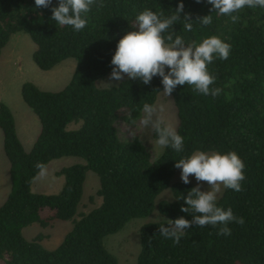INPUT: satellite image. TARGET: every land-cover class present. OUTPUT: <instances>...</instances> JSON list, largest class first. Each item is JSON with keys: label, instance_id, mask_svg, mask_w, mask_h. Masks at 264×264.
I'll use <instances>...</instances> for the list:
<instances>
[{"label": "trees", "instance_id": "trees-1", "mask_svg": "<svg viewBox=\"0 0 264 264\" xmlns=\"http://www.w3.org/2000/svg\"><path fill=\"white\" fill-rule=\"evenodd\" d=\"M34 9V0H0V56L14 33H27L36 44L33 60L50 70L67 58L76 61L69 82L58 91L41 89L33 82L21 86V96L39 119L40 131L29 151L21 143L14 115L0 100V129L9 161L11 190L0 205V264H117V257L104 245V238L121 230L131 219L146 217L155 208L157 196L170 187L172 200H161L158 211L169 221L184 217L190 226L180 242L173 244L159 235L160 220L140 229L137 264H264V9L243 8L233 23L217 16L205 0H183V10L162 35H179L186 47L208 36H218L230 45L226 60L214 58L207 65L218 87L216 97L178 85L171 93L176 110V130L184 137V151L163 149L153 159L137 137L124 138L119 120L135 125L144 106L153 109L163 91L161 77L147 84L126 77L117 85L100 88L96 82L111 70L117 41L133 30L134 17L152 10L165 17L174 14L180 0H96L87 14L85 29L73 32L57 26L51 11ZM210 15L212 23L199 24ZM193 25L189 32L184 24ZM125 112L121 114V111ZM70 123L79 124L69 128ZM153 137L156 133L153 130ZM196 150L235 151L245 168L242 190L225 189L218 205L231 208L244 224L230 223L231 234L218 236V226L199 227L193 213L182 212L184 197L196 187L189 182L171 183L181 156ZM75 156L84 159L56 172L64 177L58 193L32 191L39 170L37 162ZM88 171L98 176V205L83 206ZM92 202V200H91ZM47 209L45 215L41 211ZM57 220L70 221L71 229L54 249L44 248L38 234L23 236L32 224L48 227Z\"/></svg>", "mask_w": 264, "mask_h": 264}, {"label": "clouds", "instance_id": "clouds-1", "mask_svg": "<svg viewBox=\"0 0 264 264\" xmlns=\"http://www.w3.org/2000/svg\"><path fill=\"white\" fill-rule=\"evenodd\" d=\"M51 2L34 0L33 7L36 10L46 8ZM95 3L96 0H59L58 5L52 8L51 20L57 26H68L73 32H80L85 29L87 14ZM205 3L211 5L217 16H228L233 23L239 19L234 13L243 8L264 9V0H205ZM183 7V0H180L175 13L166 17L147 9L137 13L133 30L127 31L116 43L110 61L112 70L109 79L118 82L126 76L128 80H139L147 85L154 76H159L164 96L169 95L178 85L187 84L197 94L216 97L220 89L210 87L215 77L209 73L207 65L214 58L226 60L230 54V45L218 36H208L199 43L189 42L185 47L181 36L173 38L171 34L162 35L177 20ZM211 23L210 15L202 17L199 22L202 26ZM192 28V24H184L185 32ZM144 110L149 115L153 111L148 105L144 106ZM147 123L146 119L144 124ZM154 131L156 147L171 149L175 153L184 151V137L171 123L161 121L154 125ZM34 166L41 176L45 174L43 163L37 162ZM174 167L181 170L180 178L184 184L189 183V176L192 175L197 181H206L211 186L210 191L194 187L184 197L186 207L182 206L180 210L193 213V223L199 227L218 226V236L231 234L230 223L244 224L243 217L234 215L231 208L225 209L217 203V193L221 186L234 192L242 190L245 165L235 151L196 150L177 159ZM168 224L169 227L161 224L159 235L165 240H171L173 244L180 242L190 226L189 220L184 217L168 221Z\"/></svg>", "mask_w": 264, "mask_h": 264}, {"label": "rangeland", "instance_id": "rangeland-1", "mask_svg": "<svg viewBox=\"0 0 264 264\" xmlns=\"http://www.w3.org/2000/svg\"><path fill=\"white\" fill-rule=\"evenodd\" d=\"M35 49L36 44L31 37L27 33L18 32L11 36L0 57V100L10 106L16 118L18 133L24 147L27 149L26 151H29L35 142L36 133L40 130V122L36 114L32 112L22 99V84L30 81L43 90L58 91L69 82L76 64L75 59L67 58L50 70H42L33 60L32 55ZM110 72L97 80L96 84L98 87H111L120 82L111 81L109 79ZM125 78L126 76L123 79ZM124 112L122 110L121 114ZM146 119L148 123L144 124ZM161 121L171 123L175 128L178 125L172 97L170 94L164 96L163 91L159 93L150 115L145 111L142 118L135 125H130L121 119L117 123V128L120 135L124 138H139L149 149L152 158L156 159L160 156L163 149L155 146L153 130L154 125ZM78 126L79 124L76 123L69 124V128H76ZM25 128L27 131H24ZM84 162L83 158L75 156H64L53 159L45 167V174L43 176L38 174L34 179L31 186L32 191L58 193L63 187L64 177L57 175L56 172L62 167ZM180 174L181 170L177 169L171 178V183L182 181ZM189 182L199 187L201 191L211 190V186L206 181H197L192 175L189 176ZM98 187V176L95 172L88 171L82 199L84 208L80 206L78 211H89L93 205L100 204L101 198L95 194ZM10 190L9 161L4 153L3 134L0 129V205L6 200ZM224 190L225 188L221 186L220 191L217 193V198L222 196ZM172 199V191L168 187L157 196L155 208L148 216L131 219L121 230L104 238V245L109 252L117 257V264H137L140 252L139 233L141 227L147 223L160 220L169 221L166 216L158 211L157 204L161 200ZM47 212L48 210L44 209L41 211V214L45 215ZM71 227V222L64 220H57L45 228L39 224H32L23 229V236L30 240L38 234H43L44 237L40 241L41 245L46 249H54L62 242L65 234Z\"/></svg>", "mask_w": 264, "mask_h": 264}, {"label": "crops", "instance_id": "crops-1", "mask_svg": "<svg viewBox=\"0 0 264 264\" xmlns=\"http://www.w3.org/2000/svg\"><path fill=\"white\" fill-rule=\"evenodd\" d=\"M5 48V47H4ZM4 48H3V50H4ZM1 56H2V52H1ZM0 56V57H1ZM8 105V104H7ZM27 105V104H26ZM9 106V105H8ZM9 108H10V106H9ZM11 109V108H10ZM12 111V110H11ZM33 112V111H32ZM13 113V112H12ZM14 115V114H13ZM14 118H15V116H14ZM15 123H16V118H15ZM24 127H27V126H24ZM16 129H17V134H18V137H19V139H20V141H21V137H20V135H19V133H18V127H17V124H16ZM22 129V128H21ZM23 130V129H22ZM24 131H27V129L25 128V130ZM40 131V130H39ZM39 133V132H38ZM38 133H36L37 135H38ZM36 138H37V136H36ZM36 138H35V140H36ZM21 143L23 144V142L21 141ZM24 146V145H23ZM25 148V150H27L26 149V147H24Z\"/></svg>", "mask_w": 264, "mask_h": 264}]
</instances>
